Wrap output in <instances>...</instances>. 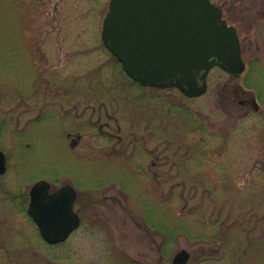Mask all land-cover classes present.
<instances>
[{
	"label": "rangeland",
	"instance_id": "1",
	"mask_svg": "<svg viewBox=\"0 0 264 264\" xmlns=\"http://www.w3.org/2000/svg\"><path fill=\"white\" fill-rule=\"evenodd\" d=\"M244 1L212 0L256 22L245 71L187 98L126 76L101 38L110 0H0V264H264L263 0ZM39 180L78 190L65 243L22 207Z\"/></svg>",
	"mask_w": 264,
	"mask_h": 264
},
{
	"label": "water",
	"instance_id": "2",
	"mask_svg": "<svg viewBox=\"0 0 264 264\" xmlns=\"http://www.w3.org/2000/svg\"><path fill=\"white\" fill-rule=\"evenodd\" d=\"M102 40L140 85L178 88L189 98L207 92L213 68L234 75L245 70L237 30L211 0H111ZM6 172V155L0 149V175ZM49 188L46 181L32 188L29 214L42 238L57 244L66 241L81 220L74 210L76 190L66 185L48 196ZM190 258L182 249L172 264H187Z\"/></svg>",
	"mask_w": 264,
	"mask_h": 264
},
{
	"label": "flooded vegetation",
	"instance_id": "3",
	"mask_svg": "<svg viewBox=\"0 0 264 264\" xmlns=\"http://www.w3.org/2000/svg\"><path fill=\"white\" fill-rule=\"evenodd\" d=\"M243 5L241 6L239 3H234V5H235V7H236V9H238L237 10V12H236V15L240 12V9L242 10V12L243 13H245V14H247L248 13V11H247V8H248V6L249 5H247L246 4V2L244 1V0H242V2H241ZM261 5H262V7H261V15H260V17H259V20H256V21H258V22H260V21H263L262 22V24H264V0L262 1V3H261ZM238 17V19H237V21L239 22V25H240V27H239V25L237 24H229V25H231V26H233V27H235L236 28V30H237V33H238V36H239V39H240V44H241V48H242V52L244 51V49H245V44H246V42H247V40L245 41V37L247 36V35H243L241 32H242V30H241V27H243V29L244 28H249L250 30H252L254 27H255V20L254 21H251V18H249L247 15H244V17L243 18H241V17H239V16H237ZM264 27V26H263ZM251 43H252V41H250ZM248 49H250V50H253V46H251V45H249L248 46ZM244 103H246V105L247 106H251V107H253V109H255V110H258V109H260V105L258 104V101H257V98L254 96V97H252L251 99H249V100H246V101H243ZM70 137H71V135H69ZM81 137H82V134H78L77 135V138L78 139H81ZM73 138V137H72ZM74 144H76V143H74ZM7 165H8V162H7ZM40 181H46V180H39V181H37L34 185H36L38 182H40ZM48 182V181H47ZM49 184H50V188H49V190H48V192H49V195L48 196H50V195H53V194H55L56 192H58L62 187H64V186H66V185H71V184H69V183H67V184H65L64 186H62L61 188H59V189H57V190H53V185H52V183H50V182H48ZM33 185V186H34ZM33 186H32V188H33ZM72 186V185H71ZM73 187V186H72ZM32 188L30 189V191L26 194L27 195V197L26 198H24L26 195H24V197L21 199L22 200V202H21V204H22V207L24 208V207H26V212H27V214H28V216L30 217V219H31V221L36 225V223L34 222V220H33V218L30 216V214H29V210H30V206H31V203H32V197H31V190H32ZM74 189L76 190V201H75V204H74V210H75V212L77 213V211H76V206H77V200H78V190L74 187ZM23 193V192H22ZM19 199V198H18ZM20 200V199H19ZM20 200V201H21ZM44 202H49V198L47 197L46 198V196L44 197ZM80 216V215H79ZM80 218H81V216H80ZM81 224H82V218H81ZM37 226V225H36ZM79 229V228H78ZM77 231V230H76ZM76 231H74L73 233H72V235L76 232ZM72 235H70V237H68V239L65 241V242H67L70 238H71V236ZM65 242H62V243H65ZM62 243H59V244H62ZM56 245H58V244H56ZM172 263V260L170 261V263H168V264H171Z\"/></svg>",
	"mask_w": 264,
	"mask_h": 264
},
{
	"label": "trees",
	"instance_id": "4",
	"mask_svg": "<svg viewBox=\"0 0 264 264\" xmlns=\"http://www.w3.org/2000/svg\"><path fill=\"white\" fill-rule=\"evenodd\" d=\"M114 58V57H113ZM115 59V58H114ZM116 60V59H115ZM117 63H119L117 60H116ZM120 65V64H119ZM127 76V75H126ZM128 77V76H127ZM130 81L134 84V85H138L136 82H134L133 80L130 79ZM142 88V87H141Z\"/></svg>",
	"mask_w": 264,
	"mask_h": 264
}]
</instances>
